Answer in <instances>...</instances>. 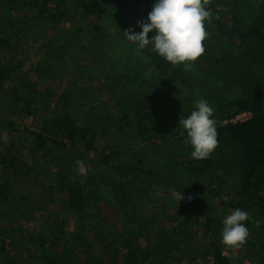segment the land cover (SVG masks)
Returning <instances> with one entry per match:
<instances>
[{
	"label": "trees",
	"instance_id": "obj_1",
	"mask_svg": "<svg viewBox=\"0 0 264 264\" xmlns=\"http://www.w3.org/2000/svg\"><path fill=\"white\" fill-rule=\"evenodd\" d=\"M233 1L218 0L214 4H206L213 13L212 20L205 21L206 31L212 38L204 42L205 51L197 60L203 64L205 76L203 92L197 98L193 99L192 91L186 86L188 82L183 79L179 69L155 52H150L149 48L140 52V56H143L142 65L138 66H142L143 72L156 80L152 104L134 110L123 109L120 118L112 123L119 134L132 130L130 136L136 140L137 145L148 144L152 147L157 158L155 173L148 174L150 171L141 150L129 148L124 151L100 146L98 129L79 123L71 113L69 89H65L59 100L53 104L51 98L54 94L47 95L44 109L59 108L58 104L62 103L61 112L43 117L39 133L32 134L47 140L52 150L98 155L99 163L110 171L108 174L103 172V175H113L124 180L128 187L138 186L140 175L145 174L161 175L157 180L160 184L170 180L173 185L172 193L181 192L184 200L191 206L192 215L203 219L202 228L210 238L211 264H230V259L223 254L216 240L221 227L216 224L217 217L201 192H194L195 189L189 195L186 192L189 191V185L196 186L198 183L195 182L210 175L214 171L215 163L211 155L207 159L196 160L184 153L186 133L181 135L183 129L179 126L180 118H187L195 110L197 100H207L214 109L212 118L216 121L218 142L236 148L237 182L227 193L228 207L233 211L240 208L252 213L261 219L264 229V0H258L249 10L246 7L245 11H241L239 4L227 10ZM1 2L2 0L0 4ZM22 2L28 7L25 20L11 36H0V90L22 68V61L14 63L9 54L17 48L25 32L31 28V22L42 21L53 26L63 20L71 23L78 15L94 22L97 20L96 16L100 15L96 10L97 0H57L54 4L52 0ZM129 2L143 3L142 8L145 9L144 6L148 8L150 0ZM7 3L12 7L20 4L14 0H7ZM225 11H229L228 24L222 17ZM123 13L128 25L137 24L142 31L140 23L147 20L150 12H142L136 6L132 12ZM91 29L95 33L93 42L99 43L105 37L102 23H93ZM151 34L155 35L154 32ZM120 80L115 79L116 84ZM20 81L24 82L22 79ZM182 92L184 99L179 97ZM33 93L35 88L29 84L23 88H12L7 107L10 115L16 118L34 115L39 107L35 104ZM182 100L183 103L180 102ZM243 113H249L250 117L243 121H234L236 116ZM8 127L12 128L13 123L9 122ZM13 146L10 143V151H0V242L11 233L19 236L28 248L26 259H34L31 257L32 251L43 250L48 242L52 245V239L50 236L46 237L44 231L26 232L21 227L35 215L37 209L34 195L28 189L29 182L36 180V176L25 161L13 156ZM51 184L46 192L49 201L57 202L61 212L77 216L82 227L87 226L91 230L87 245L97 246L96 254L91 250L86 257L83 251L85 246L81 244L75 247L72 254L63 252L60 259L64 264L72 263L71 259L76 256L77 260L83 261L82 264H101L104 261L108 264H197L193 254L186 255L188 251L181 252L185 241L172 242L170 233L163 229L147 230L146 227H141L131 237L114 240L112 238H116V235H112V238L107 235L110 240L106 241L100 233L101 227L93 231L91 217L86 215L90 190L88 185L82 180H68L66 171L60 169L53 173ZM164 188L168 189V186ZM112 196L115 201L119 200V192H113ZM127 209L129 211L130 207L124 205L123 211L128 217H132L133 213H128ZM93 217L98 218L102 225L109 223L115 226L117 221V218L107 220L102 213H94ZM259 245L258 259L264 264V239ZM96 255L100 257L96 258ZM21 260L24 257L21 256Z\"/></svg>",
	"mask_w": 264,
	"mask_h": 264
},
{
	"label": "rangeland",
	"instance_id": "obj_2",
	"mask_svg": "<svg viewBox=\"0 0 264 264\" xmlns=\"http://www.w3.org/2000/svg\"><path fill=\"white\" fill-rule=\"evenodd\" d=\"M14 1L20 4L12 7L7 0H2L0 4V36L2 37L11 36L25 20L27 5L22 0ZM56 1L52 0V4ZM97 1L96 10L100 15L96 16L97 20L94 22L87 21L83 15L76 16L71 23L63 20L53 26L42 21L31 22V28L25 32L17 48L9 54L14 63L22 61V68L17 70L0 90V151H10L8 145L13 143V156L25 161L33 170L36 180L29 182L28 189L34 195L37 209L35 215L21 227L26 232L44 231L46 237L50 236L52 239V245L48 242L43 250L32 251L31 257L34 259H26L28 248L20 240L21 237L11 233L2 243L0 242V264H22V262L64 264L60 259L61 254L63 252L72 254V251L74 253L75 247L79 244L85 246L84 257L89 256L91 250L96 254L97 246L87 245L91 230L87 226L82 227L77 216L61 212L57 202L49 201L47 187L52 185L53 173L59 169L66 171L68 180H82L88 185L87 188L90 190L86 215L91 217L93 231L101 227L100 233L106 241L110 240L109 235L111 238L112 235H116V238H112L114 240L131 237L136 229L141 227H146L147 230L163 229L170 233L172 242L185 241L181 252L188 251L186 255L193 254L195 263L211 264L210 238L205 235L202 228L203 219L192 215L188 202L184 199L179 201L175 197L171 191L173 185L170 180L160 184L157 180L161 175H148L157 171V158L152 147L148 144L137 145L136 140L130 136L132 130L119 134L112 123L120 118L123 109L134 110L152 104V92L156 86L155 77L146 74L142 66H138L142 65L143 56H140V52L148 48L153 52L152 46L140 48L138 42L126 38L123 33L125 31L131 30L130 34H139L141 31L137 24L128 25L129 22L123 11L132 12L134 7L138 6L142 12H150L156 0H150L148 8L144 6L145 9L141 5L143 3H132L129 2L130 0ZM216 1L218 0H208V3L214 4ZM257 2L258 0H234L227 10H231L236 4H239L241 11H245L246 7H249V10ZM228 13L229 11L222 13L226 24L229 23ZM95 22L102 23V33L105 34L99 43L93 42L95 33L91 25ZM152 36L154 35L149 33V39ZM211 38L208 34L204 42ZM174 66L180 70L183 79L187 80L186 86L192 91L193 99L197 98L204 89L203 64L196 61L187 71L183 64ZM117 78L121 80L116 84ZM21 79L24 82H21ZM26 84L34 86L33 97L39 108L34 115L16 118L7 110L10 103L8 95L12 88H23ZM65 89L70 90L68 98L71 113L79 123L89 124L98 129L100 146H110L124 151L129 148L141 150L150 172L140 175L138 186L128 187L124 180L117 179L113 175H103V172L108 174L110 171L99 163L100 158L96 154L81 155L82 153L78 151L52 150L47 140L32 135L39 133L43 117L61 112L62 103L58 104L59 108L44 109V102L48 100L47 95L54 94L51 98L53 104L59 100ZM161 92L165 94L163 89ZM179 97L184 99V93L182 92ZM180 102L183 103V100ZM248 117L249 115H246L239 120H246ZM9 122L13 123L12 128L8 127ZM192 150L190 144L185 145L184 153L188 156L191 155ZM211 157L215 163L214 171L201 181L195 182L198 183L196 186L189 185L186 195L191 194L195 189L194 192H201L203 198L212 207V212L217 217L216 224L221 227L216 240L223 254L230 259V264H261L258 259V247L259 242L264 239V229L261 219L256 218L252 213H249V219L244 222L250 235L242 247L227 248L221 243L222 221L233 212L227 204L229 201L227 193L237 182L236 148L218 142V147L211 153ZM79 159H82L86 165V174L77 171L75 162ZM166 186L168 189L164 188ZM113 192H119V200L113 199ZM124 205L130 207L127 211L133 213L132 217H128L123 211ZM94 213H102L107 220L117 218L115 226L109 223L102 225L98 218L93 217ZM20 255L24 257L23 261ZM99 257L100 255H96V258ZM76 258L71 259L70 264L83 263ZM101 264L108 262L104 261Z\"/></svg>",
	"mask_w": 264,
	"mask_h": 264
},
{
	"label": "clouds",
	"instance_id": "obj_3",
	"mask_svg": "<svg viewBox=\"0 0 264 264\" xmlns=\"http://www.w3.org/2000/svg\"><path fill=\"white\" fill-rule=\"evenodd\" d=\"M208 0H156L147 20L140 23L139 34L123 32L132 42H138L140 48L151 45L153 52L172 65L185 66L190 70L192 64L200 58L204 51V41L208 37L205 21L210 22L213 13L206 7ZM218 19V17H217ZM155 35L149 39V33ZM214 109L203 98L195 103V110L187 118H180L179 126L186 133L184 143L191 145V156L196 160L210 157L218 147L216 121L213 119ZM77 171L86 174L87 168L82 160L76 162ZM181 201V192H175ZM191 200V197L188 198ZM249 213L237 208L223 221L221 243L227 248L242 247L250 235L245 223ZM258 224V222H257Z\"/></svg>",
	"mask_w": 264,
	"mask_h": 264
},
{
	"label": "built area",
	"instance_id": "obj_4",
	"mask_svg": "<svg viewBox=\"0 0 264 264\" xmlns=\"http://www.w3.org/2000/svg\"><path fill=\"white\" fill-rule=\"evenodd\" d=\"M246 115H249V117H250V114H249V113H243V114H240V115L236 116L235 119H234V121H237V120H239L240 118L245 117ZM239 121H241V120H239ZM242 121H243V120H242Z\"/></svg>",
	"mask_w": 264,
	"mask_h": 264
}]
</instances>
